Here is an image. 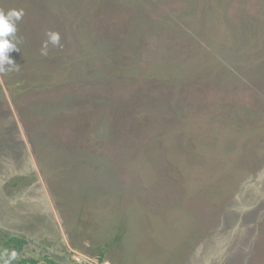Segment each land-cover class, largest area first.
Listing matches in <instances>:
<instances>
[{
  "label": "rangeland",
  "instance_id": "374dc122",
  "mask_svg": "<svg viewBox=\"0 0 264 264\" xmlns=\"http://www.w3.org/2000/svg\"><path fill=\"white\" fill-rule=\"evenodd\" d=\"M10 9L24 15L19 71L0 74L9 264H264V0ZM49 31L62 47L42 56Z\"/></svg>",
  "mask_w": 264,
  "mask_h": 264
},
{
  "label": "clouds",
  "instance_id": "9594fccd",
  "mask_svg": "<svg viewBox=\"0 0 264 264\" xmlns=\"http://www.w3.org/2000/svg\"><path fill=\"white\" fill-rule=\"evenodd\" d=\"M24 13L23 10L10 9L6 12L0 10V74L6 75L12 71H19L17 63L9 55L13 50H19L17 33V23L21 20ZM47 40L42 44L41 55L47 56L49 44L56 47H62L60 44V35L58 32L49 31L46 33ZM3 264H9V259H15L16 253L12 251L10 254L8 250L0 253V258Z\"/></svg>",
  "mask_w": 264,
  "mask_h": 264
},
{
  "label": "trees",
  "instance_id": "16d2710c",
  "mask_svg": "<svg viewBox=\"0 0 264 264\" xmlns=\"http://www.w3.org/2000/svg\"><path fill=\"white\" fill-rule=\"evenodd\" d=\"M6 244L15 247L18 250H21L23 247V244H24V240H20V239L14 238V237H10L7 240Z\"/></svg>",
  "mask_w": 264,
  "mask_h": 264
}]
</instances>
